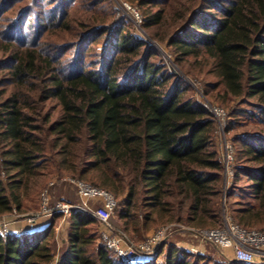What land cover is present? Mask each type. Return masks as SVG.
I'll use <instances>...</instances> for the list:
<instances>
[{
	"label": "trees",
	"instance_id": "trees-1",
	"mask_svg": "<svg viewBox=\"0 0 264 264\" xmlns=\"http://www.w3.org/2000/svg\"><path fill=\"white\" fill-rule=\"evenodd\" d=\"M125 1L142 12L147 31L167 24L173 2ZM187 2L195 5L183 3L174 32L150 36L187 75L214 80L204 95L229 111L226 133L236 151L226 199L242 198L230 213L244 228L264 226V129L236 133L264 126V0ZM84 4L93 16L74 18ZM112 6L109 0H0V215L26 213L27 197L55 177L71 176L115 194L128 235L144 237L174 222L218 228L224 164L217 121ZM246 104L252 109H242ZM242 178L247 191L239 188ZM62 217L55 213L48 227L19 238L0 235V264H138L101 243L97 218L82 211L69 217L59 249ZM143 264L211 259L165 243Z\"/></svg>",
	"mask_w": 264,
	"mask_h": 264
},
{
	"label": "built area",
	"instance_id": "built-area-1",
	"mask_svg": "<svg viewBox=\"0 0 264 264\" xmlns=\"http://www.w3.org/2000/svg\"><path fill=\"white\" fill-rule=\"evenodd\" d=\"M125 7L130 10L135 21H141L139 12L125 3ZM213 113L217 124L218 134L222 142L224 172L228 183L234 178L235 150L231 142L227 141L226 130L228 116L225 109L214 106L208 101L205 102ZM224 137V138H223ZM223 140V141H222ZM57 181H62L73 185L82 201V205H73L65 201H59L55 206L51 205V188ZM227 185L230 187L231 184ZM229 187H227L229 189ZM228 189L224 193L227 194ZM90 204H95L93 209ZM119 200L114 193L90 185L84 181L69 177H62L51 182L42 193V211L41 214L53 216L55 213L62 214L69 218L74 212L82 211L97 218L101 226V240L117 256L124 261H134L138 255L146 261L152 260L160 251L162 245L169 239L168 228L164 227L158 232L151 234L147 240L137 246L132 244L127 235L121 231L115 230L111 220L118 207ZM224 224L215 229H186L195 238L202 242L209 243L216 249L225 253L232 251L233 262L244 264H264V230H250L239 225L227 211L224 213ZM33 221L36 217H25ZM14 221L5 215H0V235L7 237H22L24 234L14 229ZM193 253L197 250L191 249ZM57 264V261L54 263Z\"/></svg>",
	"mask_w": 264,
	"mask_h": 264
},
{
	"label": "rangeland",
	"instance_id": "rangeland-1",
	"mask_svg": "<svg viewBox=\"0 0 264 264\" xmlns=\"http://www.w3.org/2000/svg\"><path fill=\"white\" fill-rule=\"evenodd\" d=\"M187 1L188 0H173L171 8H170V16H169V19H167V21H168L167 24L163 25L160 28H154L151 31H156L162 35L163 34L166 35V34H170V33L174 32L179 27V25L181 24V21L177 20V18H178L177 16L182 15L184 12V8H186L183 5V3H187V6H188L187 9L193 8L195 5V4H192V2H187ZM126 2H128V1H125V0H109V3L113 5L112 7H114L117 10L116 11L117 16L121 17V18L125 17V18L131 20L133 22L134 27H135L134 32L137 35L148 39V41H150V43L156 48L157 52L159 53V55L163 59L164 63L168 66V68L171 71H175L176 73H178L179 76L183 77L192 86L197 99L202 101V102L208 101L209 103H211L209 101V99L206 97V95H204L205 94L204 91L206 89V85L208 83L213 82L214 80L212 78L199 77L197 75H195L197 77H194L192 75H187L183 71V69L181 67H179L175 63L174 59L170 56V52H169L168 48L166 47V45L159 43L157 40H154L150 36L149 32H151V31H147L143 28V26H142L143 19L141 21H135L134 17H132L130 10H128L125 7ZM128 3H130V2H128ZM130 4H132V3H130ZM132 5H134L136 7L135 4H132ZM140 11H142V10H140ZM93 14H94V12H92L90 10V8L86 4H84V5L78 6V8L75 9L73 17L78 19V20H86L89 17H92ZM191 65H193V64H191ZM191 68H192V70L196 71V73L199 70V67H190V69ZM235 105L236 104H232V106L229 109L231 110L233 107H235ZM248 105L249 104H246V105L241 106V107L244 110L252 109V106H248ZM221 108L225 109L226 112L229 113L227 108H224V107H221ZM227 116H228V114H227ZM228 119H229V117H228ZM263 129H264V126H262V125L261 126H259V125H256V126L246 125V126H244L243 129L240 128L239 130H236V133H238V132L244 133L245 131H248V130L259 131V130H263ZM225 134H226V137L228 138L227 141L231 142L229 139L230 134L229 133H225ZM232 135H235V134L233 133ZM219 145H220L219 151L222 153L221 155L223 156L222 142L221 141H219ZM235 160H236V151H235ZM64 177L72 178L71 176H64ZM60 178H62V177H59V178L55 177V179L53 178V180L51 182L55 181L56 179H60ZM73 179H75V178H73ZM232 181H233V179L230 180L228 183V180H227L225 172H224L223 194H222V197L220 200L221 201V207H222L221 208V210H222V221H221L219 227L223 226V224H224V220H225L224 213L226 211V207L229 210L228 214H230L232 216V214L230 213V211L233 207L232 204L237 203L239 201H242V198H241L239 193L234 194V196H232L231 200L226 199L227 194L225 196L224 193L226 192V189H228L227 187H229L227 185V183L232 185ZM59 182H62V181H57L56 184ZM246 182H247L246 178H242V181L239 182V188L241 189V191H244V190L247 191L248 190V184H246ZM53 187L51 188L50 192H52ZM42 193H43V191L38 193V194L27 197L25 199V206H26L25 209L27 210L26 213L18 214L16 212H14L12 214H8L5 216L8 217L10 220L14 221V224H17V223L22 222V221H30V220L26 219L25 217L33 216L39 220L36 228H38L39 230L45 229L46 227H48L51 224L52 216L41 214V211H42ZM50 194H51V205L52 206H55L59 201H65V202L71 203L73 205H82V201L77 194L76 188L69 183L63 182L61 185H59L54 191V198L52 197L53 194L52 193H50ZM90 206L93 209H96L95 204H90ZM33 220H35V219H33ZM68 221H69V218L62 217V219L58 222V225H57V236L58 237H62L63 235L65 237L68 234L69 227H70ZM111 224L115 228V230H118V231L125 233L129 239V241L132 244L137 245V246L143 244L151 234L158 232L159 230H161L164 227L165 228L167 227L168 228V235H170V236H169V239L166 240L165 243L176 244L179 248L185 249L193 255H203L207 259H211V264H232L233 263V256H232V254L229 253V251L222 253L221 251H219L218 249H216L214 246L210 245L209 243H206V242L204 243V242L200 241L199 239L195 238L186 229H189V228L194 229L196 227H193L192 225H189L186 223L174 222V223H170V224H166V225H161V226L151 230L144 237H141V235H139V237H138L137 235H133L130 233L128 235L127 232L124 230V226H123L124 223L118 219V211H115V214L111 220ZM97 226H98V233H99V237H100V242L103 243L101 240V226H100L99 222L97 223ZM196 229H199V228H196ZM200 229H202V228H200ZM204 229H206V228H204ZM250 230H264V226L253 227V228H250ZM66 238H67V236H66ZM61 239L62 238H59V241ZM63 246L64 245H61L60 243L58 244L59 249L62 248ZM191 249L197 250L198 253H193L191 251ZM138 259H143V257L138 255L134 261H136Z\"/></svg>",
	"mask_w": 264,
	"mask_h": 264
},
{
	"label": "crops",
	"instance_id": "crops-1",
	"mask_svg": "<svg viewBox=\"0 0 264 264\" xmlns=\"http://www.w3.org/2000/svg\"><path fill=\"white\" fill-rule=\"evenodd\" d=\"M38 222H39L38 219H35L33 221H22V222H19V223L15 224L14 225V229L22 232L24 235L25 234H30V233H33V232H38V231H41L38 228H36V226L38 225ZM66 236L64 237V235H63L62 237H57L58 244L60 243L61 245H65L66 241H67ZM59 238H62V239L59 241ZM229 253L233 254L232 251H229ZM134 262H136L138 264H143V263L146 262V260L145 259H138V260H136Z\"/></svg>",
	"mask_w": 264,
	"mask_h": 264
},
{
	"label": "water",
	"instance_id": "water-1",
	"mask_svg": "<svg viewBox=\"0 0 264 264\" xmlns=\"http://www.w3.org/2000/svg\"><path fill=\"white\" fill-rule=\"evenodd\" d=\"M28 218H31V217H33V216H27ZM163 246H164V244L162 245V247H161V249L163 248Z\"/></svg>",
	"mask_w": 264,
	"mask_h": 264
}]
</instances>
